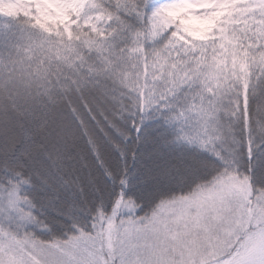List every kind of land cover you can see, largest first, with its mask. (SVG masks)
<instances>
[{"label":"snow or ice","instance_id":"snow-or-ice-1","mask_svg":"<svg viewBox=\"0 0 264 264\" xmlns=\"http://www.w3.org/2000/svg\"><path fill=\"white\" fill-rule=\"evenodd\" d=\"M11 3L20 11L5 17L0 52V264H97L104 224L75 218V197L95 183L89 156L121 190L136 180L156 194L142 219L178 218L196 243L193 264H264V0H247L248 18L218 42L175 53L149 50L147 38L180 0ZM47 208L67 231L41 222Z\"/></svg>","mask_w":264,"mask_h":264},{"label":"trees","instance_id":"trees-1","mask_svg":"<svg viewBox=\"0 0 264 264\" xmlns=\"http://www.w3.org/2000/svg\"><path fill=\"white\" fill-rule=\"evenodd\" d=\"M172 2L173 0H153L154 7H162ZM180 2L183 7L173 9L176 14L169 15L162 20L160 28L157 29V35L148 36L149 50L167 47L175 53L178 50H195L210 45L213 41L220 40L222 31L230 29L236 21L246 20L250 15L247 9V0H180ZM19 11L20 9L11 3V0H0V13L4 14L0 16V52L8 51L6 48L8 36L3 34L5 17L16 16ZM231 43V41H226L225 47ZM104 159L112 165L113 171H116L114 157L110 158L105 155ZM88 165L95 183L89 185L85 182V194L75 197V218L78 223L86 226L92 225L99 215H109L120 196L135 204L138 216L145 217L152 214L155 200L148 202L140 198L139 188L143 186L142 184L133 180L130 187L121 190L118 183L114 185L106 179L105 170L101 169L90 156ZM79 174L85 176L87 180L88 169H81ZM176 195L179 196L180 193L177 192ZM72 200L73 198L69 196L68 200L62 201L58 205V209L64 208ZM41 216V222L47 220L56 225L57 232L67 231L68 221L56 214L53 209L47 208L45 212L41 213Z\"/></svg>","mask_w":264,"mask_h":264},{"label":"rangeland","instance_id":"rangeland-1","mask_svg":"<svg viewBox=\"0 0 264 264\" xmlns=\"http://www.w3.org/2000/svg\"><path fill=\"white\" fill-rule=\"evenodd\" d=\"M139 190L141 199L155 200L156 194L144 185ZM168 215L175 217V210L169 209ZM142 218L135 204L122 196L109 215L97 217L94 224H104L96 244L97 264H193L196 243L176 226L178 218L155 225Z\"/></svg>","mask_w":264,"mask_h":264}]
</instances>
